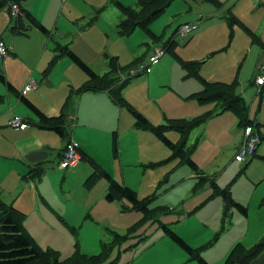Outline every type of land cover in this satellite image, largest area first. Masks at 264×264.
Listing matches in <instances>:
<instances>
[{
  "label": "crops",
  "instance_id": "0c3cea01",
  "mask_svg": "<svg viewBox=\"0 0 264 264\" xmlns=\"http://www.w3.org/2000/svg\"><path fill=\"white\" fill-rule=\"evenodd\" d=\"M11 1L15 0H9L7 6H4V11H0V21H5L4 26L0 27V38L3 39L5 37L4 33H6L7 39H4H6L10 44V54L5 58L0 59V62L3 63V69L1 72L3 73L5 79L11 83L18 93L24 95L33 105H35L48 117H59L62 114V108L65 106L66 102L69 101L67 106V123L71 139L76 141L89 157L94 159L100 166L103 165L106 169L103 166L102 167L115 178L116 169L114 163H111L112 168H109L110 171L107 169L108 166L105 164V159L109 157L108 152L103 151V148L100 145L101 137L113 132V143L115 133H117V141L119 135L123 137L127 134L128 144L129 140L132 138L130 145L131 154H126L127 156H131V159L123 158V152H121V149L126 150L128 144L125 147L120 148L117 155L113 153V156L114 158H118L119 156L121 164L122 178L118 181L134 188L131 184H128L127 176L122 166V161L125 160V163L132 166L134 169H137L146 163L155 162V164H159L166 156H163V154L161 156L154 155L147 147L145 151L147 150L150 152L155 158L149 156L145 151L142 153L140 152L137 147L136 134L137 132L139 134L141 133L137 128H135V122L130 125L128 124L127 127L123 128V134L121 133V120L124 112L123 109L114 102L108 91L77 92V90L86 82L87 75L68 56L59 58L49 73L46 74V70L56 56L55 49L57 44L69 46V48L73 50L86 64H88L96 73L101 75L110 70L109 59L111 56L117 57L120 65L125 66L135 60L138 56V52L140 51L136 48L135 44L130 43V38H132L133 34L137 30L128 37L121 36L122 38H120L117 28L123 19V15L121 17V14L115 13L112 0L16 1L19 3L22 10L29 11L50 31V34L46 35L37 27L32 26L24 13L21 15V20H19L18 23H16L12 15L11 20L8 22L6 15H9V6ZM118 1L125 5L135 7L138 0ZM218 1L220 2V6H216L206 0H191V3H188L189 5L186 6L189 14H192L193 12L194 14L189 18L191 20L186 21L185 23L196 22L199 24L198 27L200 29L196 33L195 37L188 40V43L190 46H193V42L196 39H200L204 33L212 30L215 34V40L211 46L200 54L190 51L189 56L186 57L179 51L181 45L175 38L177 43L175 51L186 61L201 62L200 74L207 80L231 83L234 79H236L238 82L237 92L241 94L246 101L248 100L244 96L246 90H241L242 92H239L238 88H245L248 84H253L257 89L256 95L258 96L256 99L257 101L254 99H251L250 101L248 100L250 118L261 124L260 132L264 136V85L256 83V78L261 69L260 67L264 63V0ZM193 4L196 5V8H194ZM109 9H111V12H107ZM233 17L237 19L238 23H231ZM240 23L244 24L251 31H253L262 44L253 41ZM17 25H19V28L16 27ZM241 32L244 35H241ZM154 34L156 36H160L161 40H154V46H151V44H148L151 39L145 34L147 36L145 37V41L147 38L149 40L146 41L145 44L149 49L146 53H144L143 57H138L142 59V62H147V58L155 46L164 45V42L168 41L172 37L174 38L175 36L173 33L169 38L163 40L165 33L158 34L154 32ZM236 36H240L242 40H244V43L235 49L232 56L234 60L232 62H223L220 57L230 54V50L234 45ZM51 42H53V45ZM170 54L171 55L168 59H165L160 63H156L155 66H150V70L147 74L142 73L140 75H146V78L136 80L134 83L132 82L133 79H130L129 84L132 82L131 85L125 89L130 90L131 88H137V92L135 94L137 100H134V102H128L141 113H143L144 110L141 108L142 105H147L150 110L154 111L155 105H161L162 93L159 88V86H161L165 88L168 93H170L168 94L170 97L168 98L169 109L167 111H163L161 115H158L160 117L163 116V118H167L168 120L191 119L197 117L203 112L211 110L214 107V104L201 105L195 100L189 98L193 93L201 91L202 85L199 80L194 77L187 78L184 68L177 60H175L172 53ZM131 56L132 58H130ZM209 62H213V67L207 70L204 65ZM247 63L250 64L249 71L243 73ZM164 66L168 69V72H165V74L169 79V83L170 81L171 83L161 85V79L157 75L164 71ZM171 71H173V75ZM30 80H33L36 86L31 90H26V85ZM1 84L3 86L0 85V95H2L3 101L0 103V192L2 193L3 199L7 203L15 206L18 210L24 212L26 216L30 215L34 211H39L41 214L48 211L53 217L56 215V212L61 211L62 208L65 209L67 214L69 212L68 210L73 209L74 207L72 202L76 201V199L80 197L70 196V194L54 197L53 201H49L48 203L50 209L44 206L41 202L44 199L47 200L49 195L47 180L43 181L42 178L47 174L51 175L49 172L51 165L55 163V161H60L61 153L65 146L64 139L59 137L53 130L40 126L39 117L21 100L20 97H18V93L10 91L5 82L1 81ZM155 84L157 86H155ZM253 106H256V108H253ZM228 112L230 111L214 116L213 118L215 119L212 118L214 121H210L208 123H219V130L227 131L225 126L229 120V129L241 132L236 136L234 143L232 141L227 143V146H233L234 149H236V153L243 141V129L238 127L236 130L235 127L236 125L238 126L237 118L235 115H229ZM113 113H117L119 118L117 129L115 128L116 125L109 126L114 125L113 120H115V116ZM102 114L109 116V120L113 119L112 122L107 121L108 126L105 124H97V121L99 123L103 121L102 118L97 119L98 115ZM143 114L149 120L152 119L149 114ZM154 114L157 115L156 113ZM14 115L22 117L28 123V127L21 130L9 126L7 122ZM158 116H153V118L159 119ZM158 121L159 123L163 122V120ZM71 126L72 128L70 129ZM98 128H101L99 133L96 132ZM207 128L208 125L206 124L202 130V137L204 139L207 138ZM141 131L145 132L144 130ZM99 136L100 141L98 140ZM143 136L150 141H154L155 139L157 141L159 140L157 137L150 135L147 132L144 133ZM151 136L155 139H152L153 137ZM167 136L169 137L168 134ZM171 140L177 141L178 139ZM195 151L196 153L194 154ZM195 151L192 153V158L199 166L200 170H202L201 172H204L206 177L205 180H201L199 175L196 174V172H194L190 167V169H182L180 172H177L178 174L175 173L177 174V182L172 183L171 187L173 190L175 189V196H177L179 200L178 211L175 213L179 219L171 222L175 224V228L183 225L188 220L187 218L191 216L196 218L199 226L206 229L204 227L205 225L208 228V222L212 220V213L206 208V203L209 201L211 202H209L208 205L215 204L214 207H216V211L218 212L217 215L219 218L222 217L224 224L227 221L228 215L231 216L232 213L234 216L235 212L238 211H236V209H232L229 211V214L224 215V200L220 195L211 196L213 193V187L210 181L213 179L220 188L231 186L232 192L233 181L236 179L235 175L240 171L239 169L244 162L241 163L235 159L238 166L231 168L232 164L230 165V163H217L218 158L222 153L221 151L218 152L216 156L210 158L201 157L199 155V148ZM252 161L253 163L248 171L252 174L254 168L259 167L261 169V172L253 176L254 178L252 179L254 184L256 183L260 185L264 182V165L256 162H264V140L260 143L253 159H251L243 168L247 169ZM86 164H89V167H87ZM38 166L44 168V173L39 180H36L28 173L31 169ZM217 167L218 170L215 171ZM72 168H74L73 172L75 175H81L80 180L82 181L84 188L87 190V193H84L82 199L77 205L78 210L82 212L89 211L92 208V204L100 199L99 201H101V207L97 213V217L100 220L97 221L101 223L107 222L109 225H112L109 221H120V216L122 214L121 211L124 208H128V206H123L120 210L118 202L124 200L109 202L105 199V192H107L108 188L107 181H105L106 183L101 181L102 179L98 181L101 182L100 185L102 184V187L100 188L102 190L97 196L92 193L95 185L90 188L85 185V181L94 169L93 165L89 162L88 157L84 158L82 162H79ZM142 170L147 171L146 169ZM167 172L169 171L164 172V179ZM225 174L227 175L226 178L224 177ZM141 175L142 177L138 178V181H144V183H147L151 177V174L146 175V172ZM134 176L130 175L133 182H135ZM169 177L167 178L168 181ZM38 181H40L38 185H36V183L34 184V182ZM185 182L192 183V186L188 191L180 194L179 186L183 185ZM134 189L138 191L139 196L142 194L141 190L137 188ZM171 190L172 189H167L163 195H168V193L170 194ZM188 193H190L188 196L189 198H186ZM149 195L151 194H146L143 197ZM252 196L253 194H251V198ZM236 198L234 199L240 202ZM165 199L170 203L173 200V196H166ZM250 201L247 203L245 200V203H240L248 209ZM260 201V207L264 208V197ZM190 202H193L194 204L189 209L188 204ZM238 214L239 218L236 220L233 219L232 227L234 228V224H241V222L245 227L242 226L237 229L239 232H235L231 235H225L227 237H224L222 230L218 232L220 220L217 218H214L217 225L212 223L215 230L211 231L210 229H206L208 230V235L210 234L211 239L207 238V241L203 240L199 246L194 247L186 238L181 237L185 239L193 248H202L204 245L213 240L215 236L214 233H221L220 237L224 238V241L219 243L222 240V238H219L220 241L218 240V242L204 248L201 255L205 259L204 256L207 255L210 250L220 249L219 258L209 256L206 257L205 260H207L208 263L223 264L232 247L236 243L242 242L245 246L251 247L264 237L263 226L257 227L254 229L253 233H250V225L248 221L249 211L247 216H244L240 212ZM137 221L126 225L125 229L129 228ZM229 222L232 225V219H230ZM175 228H173L174 231ZM108 230L112 232L114 231L111 229ZM145 230H147V225L138 231V235H143ZM139 240L140 238L132 240V245L136 244L137 246L140 242ZM166 241L170 240L167 239ZM149 247L150 244L145 246V249L148 251ZM150 250L155 251L156 254L160 255L162 258H165L166 254H172L174 252L169 251L168 253H163L161 249V242H155L150 247ZM177 250L180 249H176L175 253ZM184 258L185 255L182 254L180 258L182 261L178 262L133 261L132 263L128 262V264L194 263ZM251 264H264V251Z\"/></svg>",
  "mask_w": 264,
  "mask_h": 264
},
{
  "label": "rangeland",
  "instance_id": "374dc122",
  "mask_svg": "<svg viewBox=\"0 0 264 264\" xmlns=\"http://www.w3.org/2000/svg\"><path fill=\"white\" fill-rule=\"evenodd\" d=\"M112 3H113V7L115 8V13L121 14V17H122L121 11L117 8L116 4L113 1ZM188 3H191V0H188V2L187 0H173L170 6H168V8H166V10L154 22H152L150 26L151 30L155 33H158V34L165 33L163 40H166L173 33H175V38L181 45V47L179 48V51L186 57L189 56L190 51L193 53H197V54L202 53L205 49L211 46V44L215 40V36H214L215 34L212 30H210L204 33V35H202L200 39H196L193 42V46L192 45L190 46V44L188 43V40L196 36V33L200 30L199 27L188 36H182V35L177 34V28L183 25L186 21L191 20L189 18L191 17V15L194 14V12L192 14L191 13L189 14L186 8V6L189 5ZM193 5H194V8H196V5L195 4ZM135 7H137V5H135ZM4 8L5 7L3 6L2 9H0V11H4ZM111 9H109L107 12H111ZM6 18L8 22L9 20H11L10 11H9V15H6ZM4 24H5V21L1 20L0 27L4 26ZM145 34L146 33L142 29H137V31L133 34L132 38H130V43L135 44L136 48L140 50L136 58L143 57L144 53H146L149 49L145 44L146 41H149L148 38L145 41V37H147L146 36L147 34L146 35ZM241 35H244V34L242 33ZM4 36H5L4 38L7 37L6 33H4ZM4 38H3V41L10 47V44L6 40L7 38L6 39ZM120 38L122 37L120 36ZM243 43H244V40H242L240 36H236L234 45L232 49L230 50V54L226 56H221L220 59H222L223 62H232L234 60L232 56H233L235 49ZM51 44L53 45V42H51ZM148 44L149 45L151 44V46H154V41L150 40ZM123 54L126 55L125 53ZM170 55L171 54L167 51L165 56H163L162 59H160L158 63L164 61L165 59H168ZM130 58H132V56ZM2 64L3 63L0 62V71H2L3 69ZM204 66L208 70L211 67H213V62H209L208 64ZM245 66L246 67L243 73L249 71L250 64L247 63ZM164 68H165L164 71L161 72L159 75H157L161 79L160 80L161 85L171 83V81L169 83V79L167 75L165 74V72H168V69L166 66H164ZM171 72L173 75V71ZM143 74H147V72H144ZM142 78L143 79L146 78V75L134 77L132 78L133 79L132 82L134 83L136 80H139ZM124 80L125 79H122V81ZM131 83L127 85L126 88L130 86ZM0 85H2L1 80H0ZM155 86L157 85L155 84ZM159 88H160V92L162 93L161 105L160 106L155 105L154 111L150 110V108L147 107V105H142L141 107L142 109H144L143 113L149 114L151 116L152 119L150 120L152 124L154 125L169 123L167 118H163V116L160 117L158 115H161L163 111H167L169 109L168 98L170 96L168 94L170 93H168L166 89L161 86H159ZM238 90L239 92L241 90H244V91L246 90L244 93L245 94L244 96L249 101L251 99H254L255 101H257L256 100L258 96L256 95L257 89L253 84H248L245 88L239 87ZM136 92H137V88H131L130 90L124 89L123 95L127 101L134 102V100H137V97L135 95ZM135 106L138 107L137 105ZM121 108L123 109V112H124L122 120H121V125H122L121 133L123 134L122 132L123 128L127 127L128 124L130 125L133 122H135V119L125 106ZM253 108H256V106H253ZM154 113H156L157 115H155ZM228 114L234 116L232 112H228ZM113 115L115 116V120L112 119L114 122V125H109V126L116 125L115 128L117 129L119 118H118L117 113H113ZM153 116L154 117L158 116L159 119H155L153 118ZM108 117L109 116H107L106 114L98 115L97 119L102 118L103 121L101 123L97 121V124H100V125L105 124L106 126H108L107 121L112 122V120H109ZM213 119L208 120L201 127L193 131L188 141V146L196 145L197 146L196 150H198L199 148V155L205 158L216 156V154L221 151L222 153L220 154L217 163H221V164L230 163V165L232 164L231 168L237 167L238 165L236 164L235 158H234L235 154L237 153V152L235 153L236 149H234L233 146H227V143L231 141L234 143L236 136L239 135V133L241 132L239 131L237 132L233 129H229V123H230L229 120L227 121L226 126H225V128H227V131L219 130V125H220L219 123L217 124L215 122H212L213 124L208 123L210 121H214ZM158 120H161V121L163 120V122L159 123ZM206 124L208 125L207 138L204 139L202 137V134H203L202 130H203L204 125ZM71 128L72 126L70 127V129ZM235 128L237 130L238 126L236 125ZM99 130H101V128H98L96 132L99 133ZM144 131L145 132L139 130L141 134H139L138 132L136 134L137 147L140 150V152L141 153L144 152L147 147L150 149V151L154 155L161 156L163 154V156H166V157L159 164H155L152 167H148L149 163H146L145 165L141 166L142 168L139 167L137 169H134L132 166H129L127 163H125V160L122 161V166L124 168V172L126 173L128 184H131L134 188L141 190L142 194L140 195V197H143L146 194H152V195L155 193L157 194L156 198L152 201L151 206L161 207V209L157 211V215H160L159 216L160 222L164 221L166 223H170L171 227L175 228V224L171 222L179 219L178 216L175 215V213H177L178 211V207H179L178 201L179 200L177 196H175V193H176L174 191L175 189L173 190V188L171 187H172V183L177 182V174H178L177 172H180L184 168L186 169H190V168L188 165H185V164L178 165L177 160L171 158L172 151L165 144H163L161 141L158 140L161 143L160 144L153 136L151 137H153L152 139H155L154 141L148 140L145 136H143L144 133L147 132L150 135H154V134L152 131H148V130H144ZM112 133L102 136L100 145L103 148V151L108 152L109 158L105 159V164L108 166L107 169L112 168L111 163L113 162L115 165V169H116V178L115 177L114 178L119 180L122 178V169H121V164L119 161V156L118 158H114L113 156ZM167 134L173 140H177L179 136V134L175 130H169ZM242 134H243V131H242ZM71 135H72V132H71ZM127 139H128L127 134L123 137L120 135L118 136V150L119 151H120V148H123L128 144ZM98 140L100 141V136L98 137ZM131 142H132V138L129 140V144L126 150L121 149V152H123V158L125 159H131V156L126 155L129 153L131 154V147H130ZM145 152L149 156L155 158L147 150ZM195 153L196 151L194 152V154ZM249 161L244 162L241 168L239 169L240 171L235 175L236 179L233 181L232 195L234 198L237 197L236 199L242 203H245V200L248 203L252 199L248 207V211H249L248 221L250 225V233H253L254 229H256L257 227L259 226L264 227V208L260 207V204H261L260 200L264 197V182L260 185L256 183L254 184V181H252V179L254 178L253 176L259 174L261 172V169L259 167H256L254 168V171L251 174L248 170L251 167L254 160L249 164L247 169L243 168L246 165V163ZM80 162H82V160ZM256 163L264 165V162H256ZM86 165L87 167H89V164H86ZM73 169L74 168L63 170L59 167V162L55 161V163H53L51 165V168L49 169V172L51 173V175L47 174L45 177L42 178L43 181L47 180L49 195L47 197V200L44 199L41 202L47 208H49V205H48L49 201H53L54 197H57L59 195L70 194V196L80 197V198H77L76 201L72 202L74 207L73 209L68 210L70 213L68 212L66 214L65 209L62 208L61 211H57L56 215L52 217L48 211H45L44 214H41L39 211H34L30 215H27L24 221V225L25 226L27 225L26 228L28 229V232L33 236V238L36 240L39 246H41L45 250H48V248L58 250L61 253V256L63 259L71 256L77 249L79 250L80 253L82 252V253L91 254V255L98 254L101 251L102 242H106V243L111 242L110 240L112 239L113 236H112L111 231H109L108 229L114 230L118 233H124L126 231L125 229L126 225L132 224V222L137 221L142 216V214L139 213L138 211H134L131 208H129L128 210H125L124 208L121 211L122 214L120 216V219H121L120 221H117V220L109 221L112 225H109V223L107 222L105 223L98 222L97 220H100L97 217L98 210L101 207L100 205L101 201H99L100 199H98L92 204V208L89 211L82 212L78 210L77 205L79 204V201L82 199V196L84 195V193H87V190L84 188L82 181L80 180L81 175H78V174L75 175V173L73 172ZM142 169H146L147 171H144ZM216 170H218V167L215 169V171ZM166 171H169V172H167L165 179H164L163 175H164V172ZM144 172H146V175L151 174V177L147 181V183H144V181H138V178L142 177L141 174L142 173L144 174ZM130 175L131 176L135 175L134 176L135 182L131 180ZM226 176L227 175L225 174L224 177L226 178ZM168 177H169V181L167 180ZM101 181L105 182L106 180L102 179ZM39 182L40 181L34 182V184L36 183V185H38ZM100 183L101 182H97L92 191V193L95 194L96 196L99 195L102 190L100 189L102 187L101 186L102 184L100 185ZM191 186H192V183L190 182H185L183 185H180L179 186L180 194H182V192L184 193L188 191L191 188ZM167 189H172L170 191V194L168 193V195H163ZM251 194H253L252 198H251ZM170 195L173 196V200L169 203L168 201H166L165 197L166 196L169 197ZM189 195L190 193L186 195L187 196L186 198H189L188 197ZM118 203L120 205V210L123 206H126V207L129 206V203L126 200L120 201ZM208 203H206L207 206L206 205L205 206L208 211H211L212 220L208 222V228L204 225L206 229H210L211 231L215 230L213 224L214 223L216 224V220L214 218H217L220 220V226H219V229L217 226V229H218V232L222 230V234L224 235V237H227L225 235H231L235 232H239L237 231V229H239L242 226L245 227L242 224V222L241 224L236 223L234 224V228L232 227L233 219L236 220L239 218V214H238L239 212L237 210L234 216L232 215V213H231V216L230 215L227 216V221L224 224V222L222 221V217L219 218L217 215L218 212L216 211V207H214L215 204L208 205ZM164 204H167L165 206H168V208H165ZM193 204H194L193 202H190L188 204V208L190 209V207L193 206ZM87 215L88 217L86 218ZM61 217L65 218L71 225L78 227L76 229V233H74L73 231L71 232L69 228L66 227V225L61 220ZM187 219L188 220L183 225L176 227L175 231L179 235L181 234L180 236L186 238L192 246L197 247L199 246V244L203 242V240L207 241V238L211 239L210 234L208 235V230L199 226L195 217L191 216ZM230 219H232V225L229 222ZM154 223L156 224H151V222L145 223V225H147V230L143 232V235L145 238L142 241L139 240L140 242L137 246L132 247L129 250L123 251L120 255V260L114 259L113 261H119V264H128V262L132 263L133 261H176L178 262V261H182V259H180L182 254L185 255L184 259H188L186 252L183 251L168 236L163 234L162 229H160L161 227L158 228V225L160 226V223L159 222H154ZM148 224H149V228H148ZM221 238L222 237H220V239ZM167 239H169L170 241H166ZM222 241H224V238H222V240L219 243H222ZM155 242L157 243L161 242V249L163 253H168L169 251H174V252L172 254H166V255L164 254L165 258H162L160 255H157L155 251L150 250V247ZM173 243H174V247H173ZM148 244H150V247L148 248V251H147L145 249V246H147ZM130 245H132V243L131 241L128 240L126 243L123 244L122 248H129ZM118 249H119L118 246L114 248L113 256L117 254ZM176 249H180V250H177V252L175 253ZM209 256L219 258L220 249L210 250L208 254L205 255L204 257L206 259V257H209ZM190 261L194 262L192 264H200L197 260H190ZM208 264H213V263L210 262Z\"/></svg>",
  "mask_w": 264,
  "mask_h": 264
},
{
  "label": "trees",
  "instance_id": "16d2710c",
  "mask_svg": "<svg viewBox=\"0 0 264 264\" xmlns=\"http://www.w3.org/2000/svg\"><path fill=\"white\" fill-rule=\"evenodd\" d=\"M9 0H0V9L7 5ZM11 1V3L16 2ZM117 8L123 15L122 21L118 25V34L122 37H128L132 35L137 29H142L147 36L154 40H161L160 36H156L151 30L150 26L165 10L170 6L173 0H138L137 7L129 6L121 3L118 0H112ZM216 6H220L218 0H206ZM19 4V3H18ZM27 16L32 26L40 29L44 34L49 35L50 31L41 24L29 11L21 9V15ZM20 18L14 19L16 23L21 20ZM231 23H238L237 19L233 17ZM244 30L250 35L253 41L262 44L257 35L251 31L244 24L240 23ZM16 27L19 28V25ZM175 35V33H174ZM175 36L164 42L162 47L166 52L172 53L175 60H177L186 71V77H194L199 80L202 85V89L199 92L193 93L189 98L195 100L201 105L214 104L211 110L203 112L197 117L191 119H169V123L154 125L152 122L138 109L132 106L124 97L123 92L126 86L129 84L128 78L122 81V75L129 72L130 69L136 67L142 63L141 58H136L131 63L122 66L119 63L117 57L111 56L109 59L110 70L101 75L96 73L88 64H86L69 46H62L57 44L55 49L56 56L51 61L49 67L46 70V74L50 72L55 62L64 56H68L74 61L80 69L87 75L86 82L77 90L78 93L84 91H108L114 102L120 107H126L135 119L134 126L138 130L152 131L153 134L165 144L171 151L172 159L177 160L178 165H188L196 174L199 175L201 180H205L204 172L202 173L199 166L192 158L193 151L197 146H188V141L194 130L201 127L208 120L214 116L230 111L232 112L238 122V127L245 129L246 127H252L261 138V142L264 140V136L260 132L261 124L250 118V107L246 99L237 92L238 82L234 79L231 83L222 81H210L203 78L200 74L201 62L186 61L182 59L175 51L176 47ZM141 61V63H140ZM142 73L135 75L140 76ZM0 80L8 85L10 91L18 93V91L9 83L3 73L0 71ZM18 97L39 117V124L43 128L51 129L59 137L64 139L65 146L62 150L59 163L63 160L64 153L66 152L68 145L74 141L71 139L68 131V102L62 108V114L59 117H48L35 105H33L24 95L18 93ZM3 101L2 95H0V103ZM169 130H175L179 134L177 141H172L168 136ZM198 144V143H196ZM113 153L118 154V141L117 133L113 137ZM78 151L82 155V160L88 157L89 162L93 165V172L85 181V185L88 188L93 187L100 179H105L108 183L105 199L109 202L116 200H126L129 203L128 210L131 208L134 211H138L142 214L141 218L132 226L126 229L124 233H118L111 231V242H102L101 251L98 254H86L80 253L79 250L66 258H62L61 253L58 250L48 248L43 249L33 236L28 232L24 221L26 214L18 210L12 204L7 203L0 192V264H119L120 255L123 251L129 250L135 247L136 244L130 245L129 248H122L123 244L128 240L134 239L143 240V235H138V231L143 228L145 223L156 224L159 222L158 228L162 229L163 234L168 236L173 242H175L188 256V261L197 260L200 264H208V262L202 257V251L204 248L217 242L221 233L215 234L213 240L207 243L202 248H193L185 239L178 235L170 224L160 222L157 211L161 209L159 206H151L152 201L156 198V193L146 197H140L138 192L130 186L121 183L115 179L107 170L100 166L94 159L89 157L78 146ZM256 154V153H255ZM254 154V156H255ZM87 156V157H86ZM253 156V157H254ZM248 163V162H247ZM246 163V164H247ZM155 165V162L149 163L148 167ZM44 173V168L36 167L30 170L28 173L32 178L39 180ZM199 179V180H200ZM213 187L212 197L220 195L224 200V215L229 214L232 209L238 210L244 216H247L248 209L240 202L236 201L231 192V186L226 188H220L213 179H211ZM231 185V184H230ZM165 206V205H164ZM168 208V206H165ZM164 208V209H165ZM170 209V208H169ZM88 215L86 216V218ZM61 220L69 230L76 233L78 227L71 225L65 218L61 217ZM140 228V229H139ZM118 246V252L113 256L114 248ZM264 251V237H262L257 243L251 247L245 246L242 242L236 243L229 252L225 262L223 264H251L262 252Z\"/></svg>",
  "mask_w": 264,
  "mask_h": 264
},
{
  "label": "built area",
  "instance_id": "2783aa9c",
  "mask_svg": "<svg viewBox=\"0 0 264 264\" xmlns=\"http://www.w3.org/2000/svg\"><path fill=\"white\" fill-rule=\"evenodd\" d=\"M10 12L13 18L17 19L21 15L20 6L18 3H12L10 5ZM198 28L197 23H185L178 28V34L182 36H188ZM10 51V47L0 38V59L5 58ZM166 50L162 46H156L148 56L147 62L138 64L136 67L129 70L126 76L132 77L139 73L148 72L150 66L156 64L161 57L164 56ZM259 75L256 79L257 84L264 85V63L260 67ZM124 76V77H126ZM36 84L33 80H30L26 85V90L35 88ZM8 125L24 130L28 127L26 121L18 116L14 115L8 120ZM261 142L260 135L252 128L246 127L243 130V142L236 154L235 158L237 161L246 162L251 159L259 144ZM79 144L76 141H72L64 153L63 160L60 162V167L72 168L75 167L81 160V153L78 151Z\"/></svg>",
  "mask_w": 264,
  "mask_h": 264
}]
</instances>
